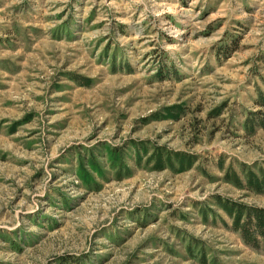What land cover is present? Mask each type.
Returning a JSON list of instances; mask_svg holds the SVG:
<instances>
[{
  "label": "rangeland",
  "instance_id": "rangeland-1",
  "mask_svg": "<svg viewBox=\"0 0 264 264\" xmlns=\"http://www.w3.org/2000/svg\"><path fill=\"white\" fill-rule=\"evenodd\" d=\"M0 264H264V0H0Z\"/></svg>",
  "mask_w": 264,
  "mask_h": 264
}]
</instances>
